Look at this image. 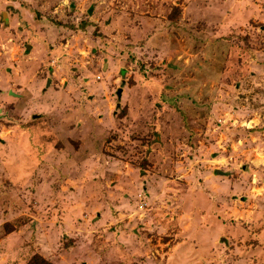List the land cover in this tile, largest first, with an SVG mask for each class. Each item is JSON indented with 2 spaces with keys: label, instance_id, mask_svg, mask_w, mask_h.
<instances>
[{
  "label": "rangeland",
  "instance_id": "374dc122",
  "mask_svg": "<svg viewBox=\"0 0 264 264\" xmlns=\"http://www.w3.org/2000/svg\"><path fill=\"white\" fill-rule=\"evenodd\" d=\"M264 264V0H0V264Z\"/></svg>",
  "mask_w": 264,
  "mask_h": 264
},
{
  "label": "trees",
  "instance_id": "16d2710c",
  "mask_svg": "<svg viewBox=\"0 0 264 264\" xmlns=\"http://www.w3.org/2000/svg\"><path fill=\"white\" fill-rule=\"evenodd\" d=\"M27 264H50V262L45 260L40 255L34 254Z\"/></svg>",
  "mask_w": 264,
  "mask_h": 264
}]
</instances>
